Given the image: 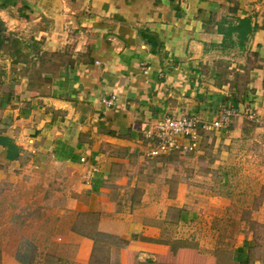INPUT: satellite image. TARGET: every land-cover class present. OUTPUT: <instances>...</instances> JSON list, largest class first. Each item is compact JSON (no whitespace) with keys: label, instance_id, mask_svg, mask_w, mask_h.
I'll return each instance as SVG.
<instances>
[{"label":"crops","instance_id":"obj_1","mask_svg":"<svg viewBox=\"0 0 264 264\" xmlns=\"http://www.w3.org/2000/svg\"><path fill=\"white\" fill-rule=\"evenodd\" d=\"M227 106L264 121V0H0V172L93 219L17 264L168 261L165 193L131 199L133 158L158 117Z\"/></svg>","mask_w":264,"mask_h":264},{"label":"rangeland","instance_id":"obj_2","mask_svg":"<svg viewBox=\"0 0 264 264\" xmlns=\"http://www.w3.org/2000/svg\"><path fill=\"white\" fill-rule=\"evenodd\" d=\"M219 80L226 81L227 75L220 74ZM227 107L235 115L222 128L203 131L197 149L133 158L140 160L129 176L131 199L144 190L165 193L159 206L169 212L165 220L172 224L176 239L171 241L170 259L162 264L264 260V122L242 108ZM183 114L189 113L178 115ZM195 115L207 120L213 116ZM153 144L152 138L143 141L147 150ZM96 171L95 166L86 168L82 178L88 182ZM20 172L11 168L0 172V264L28 263L36 247L51 241L57 229L72 232L78 223L88 228L93 223L83 213L59 212L63 203L54 202L48 192L33 194L37 189L31 172Z\"/></svg>","mask_w":264,"mask_h":264},{"label":"built area","instance_id":"obj_3","mask_svg":"<svg viewBox=\"0 0 264 264\" xmlns=\"http://www.w3.org/2000/svg\"><path fill=\"white\" fill-rule=\"evenodd\" d=\"M94 63H97L94 61ZM114 96L105 99V104H110ZM249 117H255L247 111ZM235 115L230 107H222L217 114L207 120L195 114L177 115L169 113L158 117L145 133V138L154 140L153 146H149L146 155L159 156L169 153H184L197 149L203 131L222 128L225 122ZM264 122V121H263ZM79 162H84V156H80ZM89 167L88 169H90ZM252 264H264V260Z\"/></svg>","mask_w":264,"mask_h":264},{"label":"trees","instance_id":"obj_4","mask_svg":"<svg viewBox=\"0 0 264 264\" xmlns=\"http://www.w3.org/2000/svg\"><path fill=\"white\" fill-rule=\"evenodd\" d=\"M243 22H244V20H240V21H239V23H243ZM240 26H242V24H239V26H237V27H232V28L236 29V28H239Z\"/></svg>","mask_w":264,"mask_h":264}]
</instances>
